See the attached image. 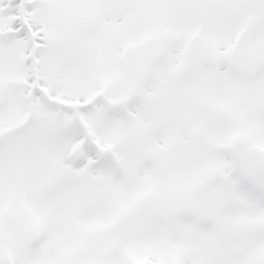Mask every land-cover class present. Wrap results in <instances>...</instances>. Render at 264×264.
Listing matches in <instances>:
<instances>
[{
	"label": "snow or ice",
	"instance_id": "obj_1",
	"mask_svg": "<svg viewBox=\"0 0 264 264\" xmlns=\"http://www.w3.org/2000/svg\"><path fill=\"white\" fill-rule=\"evenodd\" d=\"M0 264H264V0H0Z\"/></svg>",
	"mask_w": 264,
	"mask_h": 264
}]
</instances>
